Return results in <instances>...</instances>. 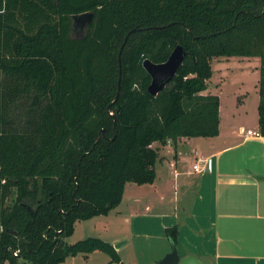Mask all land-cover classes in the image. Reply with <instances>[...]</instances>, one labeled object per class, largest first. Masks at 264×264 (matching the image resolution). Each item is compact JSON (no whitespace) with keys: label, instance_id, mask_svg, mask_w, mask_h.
Returning <instances> with one entry per match:
<instances>
[{"label":"trees","instance_id":"obj_1","mask_svg":"<svg viewBox=\"0 0 264 264\" xmlns=\"http://www.w3.org/2000/svg\"><path fill=\"white\" fill-rule=\"evenodd\" d=\"M178 46L182 66L151 95L144 61ZM234 57L260 59L264 137V0H0V264H125L101 239H66L127 184H154L168 142L219 136L220 99L202 93L213 60Z\"/></svg>","mask_w":264,"mask_h":264},{"label":"crops","instance_id":"obj_2","mask_svg":"<svg viewBox=\"0 0 264 264\" xmlns=\"http://www.w3.org/2000/svg\"><path fill=\"white\" fill-rule=\"evenodd\" d=\"M232 75L213 74L202 93L220 99L219 136L181 138L161 147L155 183L127 184L122 203L101 224L93 221L102 216L87 220L86 229L77 222L73 236L80 237L73 243L66 239L68 244L86 238L115 249L121 244L116 251L125 264H158L174 248L202 264H264V137L248 135L259 133L260 74H243L234 97L225 100ZM241 93L245 98L238 102ZM193 143L205 148L185 150ZM199 159L210 160L211 170L195 173ZM173 227L178 228L175 244L166 233ZM80 261L111 264L100 252L62 264Z\"/></svg>","mask_w":264,"mask_h":264},{"label":"water","instance_id":"obj_3","mask_svg":"<svg viewBox=\"0 0 264 264\" xmlns=\"http://www.w3.org/2000/svg\"><path fill=\"white\" fill-rule=\"evenodd\" d=\"M128 36L126 38V41ZM184 61V50L178 46L169 57L168 61L163 64H154L150 60H146L143 63V67L146 72L151 76V84L148 87V92L157 96L161 93L166 86L171 83L178 70L182 66ZM121 245V244H120ZM120 245L116 246V249L120 248ZM158 264H202L196 258L188 256L182 258L181 254L174 248L173 251L165 256Z\"/></svg>","mask_w":264,"mask_h":264},{"label":"rangeland","instance_id":"obj_4","mask_svg":"<svg viewBox=\"0 0 264 264\" xmlns=\"http://www.w3.org/2000/svg\"><path fill=\"white\" fill-rule=\"evenodd\" d=\"M212 67H213L214 74H225L226 77L233 74L231 79L229 80V84L227 85V92H226L227 97H225V100H228L229 98L232 99L234 97L233 93L236 92V90L238 89L237 82H240L239 78L243 74H260V72H259L260 59L259 58H239V57L216 58L212 62ZM255 86H256V84H255ZM247 89L249 90L250 93L254 92V88L251 85H249L247 87ZM247 89H244V90L246 91ZM242 94H244V93H241L240 95H238L239 96L238 98H235L236 101L241 102L242 101L241 99L245 98V97H243ZM234 114H236V113H234ZM189 146L191 148L189 147V149H185V150H191L193 147L197 148V146H201L203 149L205 148L202 145H198L195 143H193V145L189 144ZM157 167H158V163H157ZM157 182H158V178H157ZM147 186H149V185H147ZM142 199H144V198H142ZM103 218H104V216H102V218H96V219H94L93 222H99V224H101V222L99 220H105ZM88 224H89L88 222L83 221V222H80L79 227H80V229H84V228L86 229L87 226H89ZM79 237H80V233H77L75 237L73 236L72 238H70V237L67 238V242L73 243ZM101 256H104V255H101ZM80 262L81 263H79V264H83L82 261H80ZM98 262L100 263V261H98ZM90 264H92V263H90Z\"/></svg>","mask_w":264,"mask_h":264},{"label":"built area","instance_id":"obj_5","mask_svg":"<svg viewBox=\"0 0 264 264\" xmlns=\"http://www.w3.org/2000/svg\"><path fill=\"white\" fill-rule=\"evenodd\" d=\"M248 135H254V136H260L259 133H254L252 131L248 132ZM204 164V166H203ZM193 170L195 173H202L204 171L211 170V161L210 160H197L196 164L193 166ZM19 254V251L14 252V256L17 257ZM31 264V263H26Z\"/></svg>","mask_w":264,"mask_h":264}]
</instances>
